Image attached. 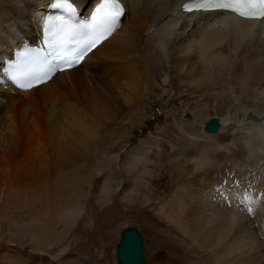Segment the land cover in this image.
Here are the masks:
<instances>
[{"label":"bare ground","instance_id":"6f19581e","mask_svg":"<svg viewBox=\"0 0 264 264\" xmlns=\"http://www.w3.org/2000/svg\"><path fill=\"white\" fill-rule=\"evenodd\" d=\"M49 1L0 0V264H82L79 253L58 259L67 246L53 248L85 212L80 197L102 205L120 190L121 201L139 198L137 180L153 164L150 143L119 145L140 122L163 66L180 91L231 111L215 117L216 132L201 128L206 141L186 134L190 141L177 150L181 196L153 206L174 232L163 233L190 264H264V21L181 13L184 0H122L118 27L76 67L15 89L2 60L20 42L36 43ZM72 1L85 16L96 0ZM112 164L127 180L114 191ZM232 196L247 197V206Z\"/></svg>","mask_w":264,"mask_h":264},{"label":"rangeland","instance_id":"374dc122","mask_svg":"<svg viewBox=\"0 0 264 264\" xmlns=\"http://www.w3.org/2000/svg\"><path fill=\"white\" fill-rule=\"evenodd\" d=\"M166 67H162L163 74L158 79L159 87H154L152 95L143 102V115L140 122L132 127V136L126 137L119 145L120 150L129 151L132 148H140L143 143H150L147 158L153 164L146 165L149 172L141 181L137 180L135 188L139 190L140 196L146 195L149 198L148 202L140 201V196L134 200L128 199V196L126 200L121 201L117 197L120 190L116 194L113 193L109 203L102 205L92 201L91 196L82 195L78 203L85 206V212H81L80 217L71 224V229H66L65 234H62L64 241L59 246V243L53 246L58 249L57 254L67 246L65 253H59L56 258L79 253L82 264H91L94 259L100 260L102 264H116L114 254L119 234L126 227H134L143 238L145 264L191 263L184 260L186 255L183 256L181 249L163 233L174 232L157 219L153 206L166 205L172 196H181L180 176L174 162L177 150L190 141L186 134L198 136L201 142L206 141L201 135L203 123L210 117L221 121V118L229 116L231 111L228 110L227 104L214 98L206 97L200 100L195 94L188 95L187 89L185 92L180 91L176 76ZM165 76H168L167 84L160 82ZM162 88L165 92H162ZM161 107L167 111L160 109ZM180 128H183V131ZM112 166L114 169L110 184L114 191L120 185V189L125 186L127 180L114 164ZM137 170L139 172L141 167H137L135 173Z\"/></svg>","mask_w":264,"mask_h":264},{"label":"snow or ice","instance_id":"6c2138e0","mask_svg":"<svg viewBox=\"0 0 264 264\" xmlns=\"http://www.w3.org/2000/svg\"><path fill=\"white\" fill-rule=\"evenodd\" d=\"M54 7L65 11H74L70 0H54ZM186 13L208 12L223 10L231 12L241 19L264 21V0H187L182 6ZM124 14V7L121 0H97L96 6L91 14V23L85 25V29H90L91 34L100 39L110 35L119 25L120 19ZM95 46V40L75 54L74 60L59 57L64 65L63 68H56L47 58L42 61L43 68L37 72L34 69L25 67L23 64L13 66L9 73V79L22 89H29L37 83H43L57 70H67L82 60L87 51ZM248 198L242 200L245 203ZM252 203H256L252 201ZM247 206V205H246ZM247 211L251 214L253 208L248 206Z\"/></svg>","mask_w":264,"mask_h":264},{"label":"water","instance_id":"95a60500","mask_svg":"<svg viewBox=\"0 0 264 264\" xmlns=\"http://www.w3.org/2000/svg\"><path fill=\"white\" fill-rule=\"evenodd\" d=\"M206 132H216L218 122L215 117L207 119L202 126ZM116 264H145L142 251V237L134 227L124 228L115 246Z\"/></svg>","mask_w":264,"mask_h":264}]
</instances>
